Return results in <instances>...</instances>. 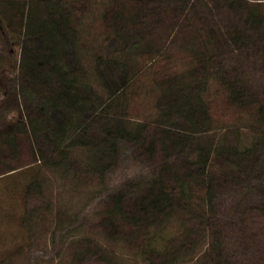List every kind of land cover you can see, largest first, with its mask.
Listing matches in <instances>:
<instances>
[{
  "label": "trees",
  "instance_id": "trees-1",
  "mask_svg": "<svg viewBox=\"0 0 264 264\" xmlns=\"http://www.w3.org/2000/svg\"><path fill=\"white\" fill-rule=\"evenodd\" d=\"M210 1L244 3L252 18L264 19V8L256 4L262 0ZM27 3L10 0L0 4L1 18L6 16L10 27L12 12L23 17L29 7L19 77L22 105L28 114L26 120L19 117L10 127L31 136L43 165L64 182L73 186L97 181L92 203L98 214L95 226L107 240L139 241L144 257L136 264H181L194 255V264H235L225 253L226 227L221 226L217 201L229 193L241 195L242 203L258 201L249 211L264 213V126L247 143L239 129L213 131L210 103L204 93L209 88L212 57L228 50H245L249 36L239 30L219 32L211 27L202 36L186 35L181 45L195 63L191 77L173 74L166 81H155L159 89L156 113L137 120L127 109L129 85L141 68L137 58L145 54L155 57L164 45L155 44L144 32L117 36L106 52L96 55L94 66L102 92L88 78L95 72L85 65L71 0ZM14 32L20 36L22 30L15 28ZM259 117L264 122L262 110ZM15 137L12 134L8 139L13 147L17 145ZM131 146L145 156L144 166L111 184L109 173L122 154L129 155ZM19 167L11 165L9 171L17 176L33 172L22 184L26 209L21 223L29 230L30 254L36 261L41 250L31 219L41 207L33 206L31 200L44 198L42 203L50 210L53 224L54 190L48 187L46 193L48 176H41L40 163ZM241 209L244 206L240 204L239 213ZM85 218L79 210L59 209L51 233L56 252L70 249V264H124L105 243L96 240L98 236L86 234L74 240L86 224ZM171 221L179 223L180 231L158 249L157 229Z\"/></svg>",
  "mask_w": 264,
  "mask_h": 264
},
{
  "label": "rangeland",
  "instance_id": "rangeland-1",
  "mask_svg": "<svg viewBox=\"0 0 264 264\" xmlns=\"http://www.w3.org/2000/svg\"><path fill=\"white\" fill-rule=\"evenodd\" d=\"M71 4L76 10L75 22L81 30L80 44L85 65L90 72H95L88 78L102 92L94 66L96 55L106 52L107 45L117 36L144 32L155 44L164 45L155 57L145 54L137 58L141 68L129 85L127 108L130 117L137 120L153 117L156 113L155 98L159 89L155 81H166L173 74L181 78L191 77L195 63H191L192 54L181 45L186 35L199 33L202 36L210 27L219 32H245L250 38L245 50H228L212 57L209 62V88L204 96L210 103L213 131L220 133L239 129L243 142L247 143L264 126L259 117L261 110L264 115V19L252 18L244 3L228 5L210 0H71ZM256 4L264 8V2ZM28 8L27 5L23 17L18 11L12 12L13 27L9 26L6 16L1 18L0 15V264H70L71 250L62 248L61 254L57 253L51 239L60 208L71 212L79 210L86 215V224L73 237L74 240L86 234L98 236L96 240L105 243L122 263L136 264L144 257L139 241L107 240L95 226L98 214L92 203L96 201L97 181L94 179L73 186L64 182L43 165L31 136L18 133L16 127L11 128L19 117L26 120L28 114L22 105L19 86ZM180 26L182 28L178 33ZM15 28H21L20 36L15 34ZM175 35L178 37L170 43ZM12 134L16 135V147L8 141ZM144 159L145 156H140L139 150L131 146L129 155L124 157L122 154L117 166L109 173V182L116 184L132 176L142 169ZM37 162L42 167L41 176H48L46 193L53 187L52 212L56 219L51 224L50 210L42 203L44 198H32L33 206L39 204L41 207L31 219L37 246L41 250L36 261H33L28 245L29 230L21 223L26 209L22 184L33 172L17 176L9 169L14 164L22 169ZM238 204L244 206L241 213L237 210ZM257 204L256 199L242 203L241 195L231 193L217 201L221 226L226 227L225 253L235 264H264V213L249 211ZM157 231L155 241L160 249L167 244L168 237L180 231V225L171 221L167 227ZM207 245L206 242L204 247ZM195 257L190 256L181 264H194Z\"/></svg>",
  "mask_w": 264,
  "mask_h": 264
}]
</instances>
